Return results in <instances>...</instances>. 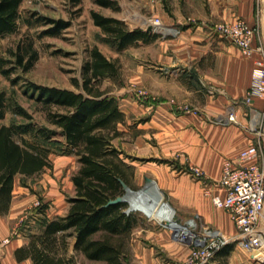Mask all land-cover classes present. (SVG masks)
<instances>
[{"label":"crops","instance_id":"1","mask_svg":"<svg viewBox=\"0 0 264 264\" xmlns=\"http://www.w3.org/2000/svg\"><path fill=\"white\" fill-rule=\"evenodd\" d=\"M134 2L130 4L133 6ZM155 2L157 10L153 14L161 16L166 24H179L183 30L178 36L160 37L150 44L139 43L143 60L136 56L132 62L134 69L129 81L145 80L146 84H151L159 70L170 75L180 70L187 75L175 87L158 89L151 85L152 89L146 90L147 95L142 97H138V90L125 91L126 84L112 89L109 94L118 99L126 116V123L119 125L124 133L115 144L134 166L131 178L134 188L142 186L143 189L148 178L155 179L180 219L199 214L206 224L235 235L237 228L229 212L215 205L206 192L204 181L189 170L198 166L205 171L206 179H218L225 160L236 157L252 143L253 133L248 128L251 111L252 108L264 109V97H254L249 102L246 96L252 86L255 59L261 55L255 52L253 57H246L237 44L221 37L215 26L222 21L243 18L258 28L254 45L264 46V0ZM160 2L163 8L159 7ZM119 14L116 11L107 15L122 18ZM192 19L197 23L187 24ZM128 24L131 28L148 27ZM99 47L109 58L119 57L120 52L112 46ZM133 47L130 48L135 49ZM232 113L236 122H219ZM257 139L261 143L264 164V135ZM16 187L17 180L8 216L20 207L15 200ZM58 215L65 214L54 217ZM4 216L0 214V226L6 221ZM134 231L131 244L134 264H176L185 260L189 252L188 245L176 241L173 233L169 238L159 230L144 227L143 221ZM4 237H7L5 232H0V240ZM28 240L27 236L15 238L10 244L0 246V264H34L31 258L18 261L15 255L16 248ZM161 249L172 261L161 257L158 252ZM224 261L241 263L230 245L211 264Z\"/></svg>","mask_w":264,"mask_h":264},{"label":"trees","instance_id":"2","mask_svg":"<svg viewBox=\"0 0 264 264\" xmlns=\"http://www.w3.org/2000/svg\"><path fill=\"white\" fill-rule=\"evenodd\" d=\"M22 2L0 0V38L19 30ZM96 2L114 11L121 8L115 0ZM91 16L105 43L119 52L161 37L153 29L130 28L124 19L95 9ZM27 23L44 25L47 29L42 35L54 36L71 25L49 16L27 18ZM38 58L39 50L31 39L20 40L6 52L0 48V74L13 85L28 80L25 74ZM82 74V80L74 79L77 90L26 82L24 93L43 111L46 123H39L14 94L0 90V214L10 212L17 176L26 179L51 168L53 153L74 155L79 161L68 212L53 219L39 218L38 230L27 234L28 242L16 248L18 261L31 258L34 264H79L82 256L90 264H134L131 244L134 229L143 218L137 212H127V200L109 203L125 195L122 180L136 189L131 182L134 166L115 144L124 133L119 125L126 123V116L118 99L109 94L112 89L102 87L108 79L122 86V62L94 45L88 50ZM9 112L12 120L3 123ZM48 207L43 204L40 212L46 214Z\"/></svg>","mask_w":264,"mask_h":264},{"label":"rangeland","instance_id":"3","mask_svg":"<svg viewBox=\"0 0 264 264\" xmlns=\"http://www.w3.org/2000/svg\"><path fill=\"white\" fill-rule=\"evenodd\" d=\"M115 1L121 7L119 15L122 16V19L134 26L140 24L146 27V20L157 10L155 8L157 5L156 0ZM132 1H135L133 6L130 4ZM162 5L163 2H160L159 7L163 8ZM93 9L104 15L116 12L112 8L102 7L96 0H23L19 30L0 38V48L4 52L10 47L15 48L22 39H31L34 47L39 50V58L35 66L25 74L28 80L22 79L21 82L13 85L10 79L0 74V90L8 91L10 95L14 94L21 104L34 113L35 119L39 123H46V118L43 111L37 109V104L24 93L23 88H25L26 82L31 80L49 86L55 85L62 88L76 89L74 79H83L82 71L88 58V50L98 44L104 48L111 46L109 43H105L102 30L94 23L93 16H91ZM34 16L65 19L70 21L71 25L63 29V32L59 35H42V31L47 29L46 26L29 25L27 23V18H33ZM133 48L135 49L122 50L119 57H117L122 62L124 73V83L122 85L126 84L127 87L125 91L138 90V97H142L139 94L140 90H151V85L158 89L175 87L180 79L186 77L187 74L180 70L174 71L171 75L159 70L155 73L151 84H146L145 80L140 83H130L129 80L134 69L131 66L132 62L136 59V56L142 58L144 54L142 47L135 45ZM108 86L111 89L121 87L118 83L115 84L109 79L102 82L103 88ZM12 116V113L9 112L3 123H9ZM51 160L53 161L51 168H46L32 177L24 179L17 176L15 200L20 207L18 210H13L9 216H4L6 221L3 226H0V232H5L7 237L0 240L1 246L10 244L15 238H26L30 232L37 231L40 225L39 218L44 216L51 218L56 214H66L68 212L70 205L68 197L75 194L72 177L78 170L79 161L74 155L60 153L52 154ZM24 180L26 184H23ZM140 189H142V186L134 190L139 191ZM140 200L145 202L146 198ZM127 202H129L128 208L132 205L137 209L135 212L143 218L144 227L159 230V232L161 231L170 238L173 230L169 226L159 223L156 217L150 215L145 208L136 206L130 199ZM46 203L49 207L46 214H44L40 212V209ZM165 204L162 202L160 208H163ZM167 208L171 209L170 206ZM170 212L172 213V210ZM7 238L10 239V242L3 243ZM237 245V243L230 244V248L235 251V256L238 257L240 264H255L254 257L240 245H238L239 247ZM235 246L237 249H234ZM158 252L166 261H172L164 250L161 249ZM220 253L216 255L217 258ZM78 262L79 264H90L82 256L78 257Z\"/></svg>","mask_w":264,"mask_h":264},{"label":"built area","instance_id":"4","mask_svg":"<svg viewBox=\"0 0 264 264\" xmlns=\"http://www.w3.org/2000/svg\"><path fill=\"white\" fill-rule=\"evenodd\" d=\"M192 23H197V20L192 19L187 22L189 25ZM146 25L147 29L151 27L163 38L178 36L183 30L179 24H166L156 14H152L146 20ZM215 27L221 37L237 44L246 57H253L255 52L260 53L261 56L255 59L252 86L246 98L250 102L254 97H264V46L254 45L258 32L257 26L249 24L243 18H237L235 21H222ZM210 92L216 91L210 89ZM139 94L146 96L147 92L140 90ZM251 113V123L248 128L253 133L252 143L239 151L236 157L225 160L220 178L211 181L206 179L205 171L198 166L190 167L189 170L195 177L204 181L206 192L212 196L215 205L229 212L237 228L235 235L206 224L199 214L180 219L174 206L163 196L162 202L174 209L172 218L178 227L168 224V215L156 218L159 223L166 224L173 230L176 241L187 244L189 247L185 260L178 264H211L220 251L233 243L247 250L256 261L264 263V164L261 143L257 139L264 135V109L252 108ZM219 122H236V116L232 113ZM154 182L156 183V180ZM135 211L137 209L132 205L127 209V212ZM9 242L10 239L7 238L3 243Z\"/></svg>","mask_w":264,"mask_h":264},{"label":"bare ground","instance_id":"5","mask_svg":"<svg viewBox=\"0 0 264 264\" xmlns=\"http://www.w3.org/2000/svg\"><path fill=\"white\" fill-rule=\"evenodd\" d=\"M149 183H155V182H149ZM152 186V184H147L145 189L139 190V191H133L130 192L128 195V200L130 199L133 203H135L136 206L145 208L150 215L154 217H163V216H169L168 224H170L173 227H178V224L176 221L173 220L172 214L174 212V209L168 205L167 203L164 205L163 208H160V205L162 204V197L163 192L161 188L155 183L154 184V190L148 191L147 187ZM146 198L145 202H142L140 199ZM140 200V202H139ZM170 206V210H172V213L167 208Z\"/></svg>","mask_w":264,"mask_h":264},{"label":"water","instance_id":"6","mask_svg":"<svg viewBox=\"0 0 264 264\" xmlns=\"http://www.w3.org/2000/svg\"><path fill=\"white\" fill-rule=\"evenodd\" d=\"M149 29H151V27H149ZM155 180H153V179H151V178H148V182L147 183H149V182H154ZM152 184V186H149V187H147V189H148V191H152V190H154V184L153 183H151ZM122 185H123V188L126 190V193H125V195H123V196H118L117 198H115V199H111V201H109V203L111 204V203H118V202H123V201H125V200H128V195H129V193L130 192H133V191H136V190H134L133 188H131L129 185H128V183L126 182V181H124V180H122ZM144 189V188H143ZM140 190H142V189H140Z\"/></svg>","mask_w":264,"mask_h":264}]
</instances>
